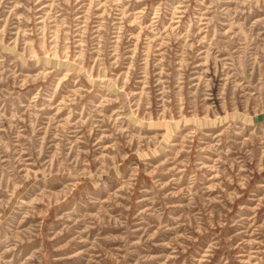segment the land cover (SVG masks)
Returning <instances> with one entry per match:
<instances>
[{
  "label": "rangeland",
  "instance_id": "rangeland-1",
  "mask_svg": "<svg viewBox=\"0 0 264 264\" xmlns=\"http://www.w3.org/2000/svg\"><path fill=\"white\" fill-rule=\"evenodd\" d=\"M0 264H264V0H0Z\"/></svg>",
  "mask_w": 264,
  "mask_h": 264
}]
</instances>
